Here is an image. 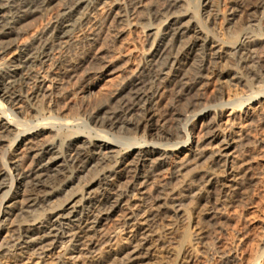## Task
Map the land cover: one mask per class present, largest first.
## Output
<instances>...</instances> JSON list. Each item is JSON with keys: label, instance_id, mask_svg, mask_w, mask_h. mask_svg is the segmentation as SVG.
I'll return each mask as SVG.
<instances>
[{"label": "bare ground", "instance_id": "6f19581e", "mask_svg": "<svg viewBox=\"0 0 264 264\" xmlns=\"http://www.w3.org/2000/svg\"><path fill=\"white\" fill-rule=\"evenodd\" d=\"M54 1L56 0H0V193L15 189V198L12 200L6 201L7 198L3 196L1 207L4 206L5 201L7 206L4 210L5 218L3 221L0 220V227L8 220L6 217L11 216L15 211L20 217V221H15L17 223L6 229L3 241L0 242V258L8 257L9 260L16 262L30 256L37 260L35 264H42L44 261H41L47 257L49 248L64 237L71 238L76 246L82 245L86 248L93 246L99 238V227L103 222H106L116 210L126 207L128 213L125 216L127 221L125 225L134 226L132 235L134 245L129 252L126 249L121 252L120 256L125 258H120V264H139L142 259L150 255L155 243V233L149 229L141 231L143 229L141 226L147 221L153 220L156 223L164 218L162 212L157 210L161 209V205L152 212V209L143 211L141 205L131 203L132 196L139 194L142 196L139 198L140 201L147 199L144 191L147 183L149 179L157 177V169L162 163H166L165 161L174 155L176 151H172L171 147L189 144L188 146H192V154L198 151L196 147H199L201 141L195 143L191 133L181 141L172 130L174 128L168 126L169 121L181 120L184 113L180 109V98L196 88L205 70L204 63L220 59L225 46L200 36L202 28H205L202 20L197 14L176 11L180 0H165L164 8L161 7L163 15L166 16L165 27L159 30L154 27L149 29L150 47L146 51L145 62L133 69L128 67L130 60L126 56L122 55L113 60L103 53L93 55L98 28L105 18L112 19L114 25L111 31L115 37L125 33L127 15L117 8L116 3L106 0H61L58 12L45 29L31 34L26 32L25 27L29 21L46 10ZM232 2L233 6L230 8L232 18L229 19L231 22L241 18L243 14L250 16V13H255L264 6L263 0ZM134 7L136 15L141 14L139 19H134L135 24L143 23L148 28L151 27L145 17L149 9L146 3L144 4L143 0H136ZM82 27L85 28L81 29ZM77 28H80L81 34L74 36V30ZM243 30L240 39L235 38L236 41H232L235 52L242 55L244 63H252L248 65L250 71L248 73H252L255 79L264 78L261 70L264 61L260 58L262 56L256 55L261 40L254 39V36ZM190 32L194 34L192 38L187 36ZM186 36L188 42L183 46L179 45L181 47L177 46L176 43ZM196 49L201 52L200 56L203 60L191 67L186 60ZM54 52L57 55L55 75L59 83L56 82L53 88L46 89L47 67H49L47 63ZM87 63L90 65L85 67ZM82 69L83 77L87 78L99 71L98 73L103 77L117 74L118 81L106 93L107 96L105 95L102 102L100 98L101 103L96 101L93 103V98L90 100L97 87L93 84L89 90H82L78 107L72 106L73 109L64 105L62 107L59 104L60 80L74 79ZM26 92L31 102L39 97L43 98L40 101L45 103L44 113L45 120H49L48 124L60 122L69 125L82 121L85 123L84 130L90 136L87 137L85 134L75 136L63 149L54 123L52 127H40L37 130L30 126L27 133L24 129L25 134H19L21 127L16 124L19 120L18 113L15 112L17 109L13 108L18 101L26 97ZM162 93L170 94V99L172 96L173 98L166 108L161 110L157 99ZM192 103L190 102L189 105ZM8 104L11 107L8 108ZM256 104L257 107L248 108L245 116L255 113L264 117V101L258 100ZM157 111L161 112L160 122H163L160 130L156 128ZM211 112V108L206 106L197 116L199 115L201 121H205ZM228 118L224 128L227 135L216 155L220 159V171L224 174V178H227L228 184L210 183L220 192L223 188L238 190V185L243 184L242 177L252 167L247 165L237 171L238 167L234 168L232 165L238 141L234 132L238 125L236 127L237 116L234 112H230ZM139 131H142L146 137L147 134L156 131L155 140L152 141H148L143 135L142 143L152 146L120 155L123 146L129 148L135 146L125 142L132 140L130 136ZM214 131L208 130L204 133L205 138L201 139L203 144L218 138ZM94 133L97 136H94ZM117 134L121 136L118 137ZM13 135L17 139V146L11 153V159H4L3 162L1 148ZM256 142L264 145V138L257 139ZM200 147L199 150H202ZM25 156L30 158L31 162L28 167L23 168L20 162ZM131 157L133 159L129 161ZM146 163L152 166L145 168ZM179 171L180 168L175 169L172 176ZM85 172L91 173L94 178L97 176L98 180L88 183L86 186L88 191L77 193L81 189V175ZM123 177L128 180L118 185ZM75 182H77L76 189L69 190L58 211L51 207L50 209L55 211L39 217L42 214L37 213L40 208L45 212L43 206L50 205L56 196L73 187ZM168 185L170 183L167 178L156 185L155 205L166 202V198L173 195L174 188L170 189ZM151 216L153 218L150 219ZM2 230L5 229H0V235ZM101 237L107 236L104 234Z\"/></svg>", "mask_w": 264, "mask_h": 264}, {"label": "rangeland", "instance_id": "374dc122", "mask_svg": "<svg viewBox=\"0 0 264 264\" xmlns=\"http://www.w3.org/2000/svg\"><path fill=\"white\" fill-rule=\"evenodd\" d=\"M135 1L106 0V2L116 3L117 8L127 15L126 25L124 24L125 33L120 37H115L111 31L114 25L112 19L105 18L98 28L99 32L97 42L93 48V55L103 53L104 55H109V59L113 60L122 57V55L126 56L130 60L128 67L133 69L145 62V54L150 47L149 29L154 27L159 30L165 27L166 16L163 15L161 7L165 6L166 1L143 0L144 4L146 3L149 8L148 13L145 15L148 25H151L149 28L143 23L135 24V20L141 16V14H138L139 16L136 15ZM232 1L180 0L179 7L176 10L178 12L197 14V17L199 16L202 20V25L205 27L202 28L203 31L202 33L200 32V36L204 39L206 38L205 40L208 39V41L225 46L224 56L222 55L216 61L209 60L204 63L206 64L205 70L202 78L198 80L196 88L194 87L191 93L180 98V109H182L184 115L178 122L175 120L169 121L168 125L170 128H174L172 130L181 141L186 139L187 135L191 133V138L195 143L201 141L199 142V147L201 146L202 150L196 147L198 151L192 154V146H188L189 144L171 147V150L176 152L157 169V177H153L152 180L149 179L147 183L144 190L147 199L140 201L139 198L142 196L136 193V196H132V201L130 200L133 205H141L143 211L152 209V212L161 205V209L157 210L162 212V218H164L156 223L153 220L151 222L147 221L146 224L141 226L143 228L141 231L149 229L155 233V243H153L150 255L146 256L147 258L144 260L142 259L139 264H264V145L256 142L257 139L264 138V117L255 113L245 116L250 106L257 107L256 102L258 100L264 101V78L256 77L257 79H255L252 73H248L250 72L248 65L252 63H244L242 55L235 52L236 50L232 44V41L240 39L242 31L245 29L249 35L251 34L250 36H254V39L258 38L261 40V46L258 48L256 55L258 57L262 56L260 58L264 61V6L255 13H250V16L243 14L241 18H236L231 22L229 19L232 18L230 12V8L233 6ZM61 3V0L54 1L46 10L32 18L25 27L26 32L31 34L32 32H39L45 29L54 19ZM84 28L82 27L81 29ZM79 30L80 28L75 29L73 35H80L81 30ZM192 35L194 36L190 32L187 36L192 38ZM187 36L177 42L176 45H185L188 42ZM55 54L54 52L49 60L50 62L48 61L47 63L49 67H47L46 89L47 87L53 88L56 82L59 83V79L55 75L57 56ZM111 54L113 55L111 56ZM200 54L201 52L196 49L194 53L189 55L186 63L189 66L197 65L202 59ZM88 64L90 65V63H87L85 67H88ZM261 70L264 74V67ZM98 72L86 78L83 77L84 70L82 69L74 79H61L59 104L62 107L64 105L66 108L78 107L77 104L79 103L82 90H89L93 84L97 86L94 90L96 93L93 92L94 95L90 96V100L93 98V103H95L94 101L97 103L102 102L107 96L106 93L117 83L118 75L112 74L111 76L103 77ZM25 94L26 97L18 101L16 107L14 106L13 108L14 110L17 109L15 112L18 113L17 119L19 120L16 124L21 127V129L18 127L19 134H25L24 129L27 133L30 130V126L37 130L40 127H52V123H54V128L59 132L58 139L63 149L75 136H84V134L87 137L88 135L90 136L84 130L85 123L82 121L69 125L60 122L48 124L47 121L49 120H45V103L40 101L43 98L39 97L40 99L38 98L31 102L27 92ZM172 98L173 96L170 99V94H160L157 99L158 103L160 102L159 108L161 110L165 109ZM75 99L78 101L76 102ZM74 102H76V105ZM190 102L193 103L189 105ZM196 103L198 104L196 105ZM192 105L194 106L192 107ZM206 106L210 107L212 112L207 120L201 121L197 114ZM9 107L11 106L9 105ZM19 110L21 111L20 113ZM158 112H156V116L158 114L159 117H155V121L158 125L156 128L160 130L163 122H160L161 112ZM230 112L236 114V127L238 125L234 132L236 135L233 134L238 141L234 150V163L232 165L234 168L238 167L237 171L242 170L247 165H252V167L242 177L241 183L243 184L241 186L238 185L239 189H236L237 191L233 190L234 188H223L222 192H220L211 184L213 182L217 185L228 184V182L226 183L227 178H224V174L220 171L219 166L221 163L216 155L222 148L223 139L227 135L224 128L228 123ZM208 130H215L214 133H216L218 138L203 144L204 133ZM80 132L82 134H77ZM155 133L156 131L151 132L146 137L142 131L134 132L130 136L132 140L123 141H126L125 143H128V145L135 146L132 148L123 146L120 155L135 151L138 148L151 147V144L145 145L142 143L143 135L148 141H152V139L155 140ZM93 135L97 136L95 133ZM116 136L120 137L121 135L117 134ZM16 146L17 139L13 135L1 148V159L3 162H5L4 159H11V153ZM131 159L133 158H129V161ZM30 162V158L25 156L20 163L23 168H26ZM3 164L5 165V163ZM148 164L145 168L152 166L150 163ZM179 168L180 171L172 176V172ZM91 175L89 172L81 175V189L77 193L88 191L86 188L88 183H94L98 180L97 176L94 178ZM164 178L168 179L170 183L168 187L170 189L174 188L172 191L174 193L166 198V202L155 205L157 202L154 199V194L157 190L156 185ZM127 180L128 178H121L118 185L125 183ZM76 186L77 182L74 183L73 187L56 196L50 205L43 206V209H46L45 212L40 208L37 213L41 212L42 214L39 217L49 215L50 211H58L60 204L65 201L67 193L73 191L72 188L76 189ZM4 193L6 195H3ZM14 195L15 189L4 190L0 193L1 221L5 218L4 210L7 206L5 202L15 198ZM3 196L7 199L4 202V206L1 207V203L4 201ZM51 207H54L55 210H51ZM132 211L135 210L132 209ZM16 213L15 211L11 216L6 217L8 220L2 225L5 230L1 231L0 242L3 241L8 226L10 227L13 223H17L15 221H20V217ZM127 213L126 207H123L116 210L106 222H103L99 227V238L93 246L87 248L82 245L76 246L77 244L71 238L64 237L53 247L49 248L50 251L47 253V257L41 261H44L42 264H84L87 262H89L88 264H92L91 262L120 264V258H125V256H120L121 252L125 249L129 252L134 245V243L132 244L134 226L125 225L127 223L125 219ZM149 218L151 219L153 216ZM2 227L0 229H3ZM104 234L107 237H101ZM36 262L37 260L30 256L16 262L9 260L8 257L0 258V264H35Z\"/></svg>", "mask_w": 264, "mask_h": 264}]
</instances>
